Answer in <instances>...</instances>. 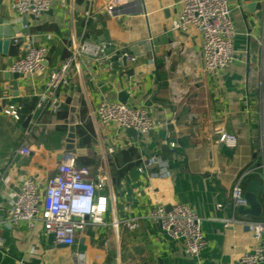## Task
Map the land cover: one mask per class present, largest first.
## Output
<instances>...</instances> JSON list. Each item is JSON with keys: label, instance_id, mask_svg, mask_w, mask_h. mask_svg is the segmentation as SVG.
<instances>
[{"label": "crops", "instance_id": "1", "mask_svg": "<svg viewBox=\"0 0 264 264\" xmlns=\"http://www.w3.org/2000/svg\"><path fill=\"white\" fill-rule=\"evenodd\" d=\"M12 1L0 0L2 22L18 25L34 44L47 45L45 65L49 68L61 64L70 53L72 35L79 36L84 30L86 38L104 42L100 37L107 32L111 53L136 46L133 54L137 60H127L125 65L114 56L112 68L93 65L81 72L74 68L60 89L61 96L79 95L75 144L86 150L77 154V163L90 168L95 180L109 174L98 190L109 203L104 223L89 224L78 233L73 246L50 240L41 222L34 227L2 224L0 264H237L256 240L246 225L224 226L222 218L264 220V178L259 174L249 175L244 182L260 183L261 214L242 213L231 203L232 188L244 168L264 162V8L245 14L243 5L251 1L229 0L237 30L235 61L214 78L204 72L197 29L182 32L171 28L179 11L178 0H140L123 16L101 10L96 19L85 16L87 0H56L40 16L19 21ZM105 1L95 0L96 8ZM18 32H12V40ZM24 47L19 43L11 46L7 70ZM152 53L160 78L154 74ZM44 77L36 72L16 79L17 96L10 90V102L0 112L2 219L21 179L33 176L44 185L57 172L60 154L65 151L71 105L64 100L59 113L42 109L34 116ZM9 82L0 85L9 88ZM122 91L128 94L126 103L146 107L155 122L149 133L138 134L136 140L117 125H101L94 116L103 99L120 101ZM10 105L21 106L19 120L6 114ZM219 130L235 133L238 145L222 146L217 140ZM24 147L30 149L29 154L18 151ZM152 155L158 161L144 166ZM243 185L246 192L248 184ZM179 202L190 204L203 218L207 245L198 261L185 254L182 238H173L144 219L154 204L168 208ZM135 217L139 225L129 229L126 221Z\"/></svg>", "mask_w": 264, "mask_h": 264}, {"label": "built area", "instance_id": "2", "mask_svg": "<svg viewBox=\"0 0 264 264\" xmlns=\"http://www.w3.org/2000/svg\"><path fill=\"white\" fill-rule=\"evenodd\" d=\"M56 0H13L11 7L16 13L15 20H23L28 16H40L49 10ZM140 0H106L100 9L95 0H87L89 7L85 10L87 19H96L101 10L110 16H123L132 5ZM73 4V3H72ZM179 11L171 22V28L185 32L196 28L201 34L204 72L214 78L225 73L235 61L234 39L237 34L232 17L229 0H178ZM28 27L27 24L24 25ZM85 30L81 35H72L70 53L60 65L47 67L45 61L49 48L45 44H34L28 33L19 31L13 38L16 44H24V51L8 66L11 72L23 75L44 73L42 89L37 92L36 106L57 114L63 107L64 99L60 95L61 87L70 78L72 69L81 72L84 67L105 65L112 68L114 56H123L134 62L137 56L123 49L122 53L109 52V45L104 41L86 38ZM21 106L10 105L5 110L19 120ZM94 116L105 127L117 125L123 129L133 128L138 134H147L155 126L149 110L143 106H134L118 100L103 99L94 111ZM218 141L235 147L238 137L225 130L217 131ZM172 146L176 143L172 142ZM113 147L109 148L113 152ZM20 153L29 154V148H20ZM264 156V148H263ZM158 161L155 155L144 162V166ZM251 174H259L264 178V162L253 163L244 168L234 184L231 192V203L234 209L248 207L245 197L244 179ZM109 180V174L98 176L95 180L87 166L77 163V153L71 150L63 152L57 172L41 183L33 176L21 179L17 193L13 195L5 219L0 217V226L12 227L25 223L34 227L41 222L46 234L52 233L55 242L73 246L77 235L89 224L104 223V215L109 208L106 196H99L98 190ZM114 197V192L112 193ZM221 207V204H218ZM144 219L157 224L169 236L182 238L184 252L194 260H200L201 252L207 245L203 232V218L188 203H175L170 209L165 204H154ZM224 226L235 223L246 225L252 232L256 243L239 257L237 264H259L264 261V220H239L235 217L222 218ZM116 228L119 222L115 220ZM139 225V218L126 221L129 229ZM4 246V238L0 235V250ZM76 264H79L78 261Z\"/></svg>", "mask_w": 264, "mask_h": 264}, {"label": "water", "instance_id": "3", "mask_svg": "<svg viewBox=\"0 0 264 264\" xmlns=\"http://www.w3.org/2000/svg\"><path fill=\"white\" fill-rule=\"evenodd\" d=\"M244 1H251V4H245L243 5V9L245 10V14L248 12H254L256 9H263L264 8V0H244ZM1 9H3V5L0 2V13ZM33 16V15H32ZM3 17L0 16V83H3L5 80H10L9 82V88H5L4 86L0 85V112L6 107L9 102V93L10 90L14 91V95L17 96V82L16 79L19 77H22L23 74L18 72H11L7 70V64L10 58V48L12 45L15 44V41L11 39L12 32L16 33L19 31L18 25H9L7 23L2 22ZM100 39H105L107 43L110 42V38L108 36V33H104ZM143 44V43H142ZM137 52V47L134 46L133 49H130L129 53ZM118 53H122L118 52ZM152 59L153 64L155 66L154 74L157 76V78H160L159 76V68L157 64V59L154 53H152ZM122 62L127 65V58L125 56L122 57ZM62 98L66 100L68 104L71 105V114L69 118L67 119V123L69 125V132L66 139V145L65 150H71L76 152L77 154H82L85 152L86 149L84 148H77L75 144V136H76V127L75 124L77 122V116H76V110H77V103L79 100V95L76 94L75 96H69L66 97L65 94L62 95ZM128 98V94L126 91H122L119 94V100L122 102H126ZM25 111V109H24ZM41 112V109H36L35 115L38 116V114ZM30 120V116L27 118V123ZM126 132L131 135L135 140L138 137V133L133 128H127ZM225 145L222 142V146ZM63 156V153L60 154V158ZM114 176H116V173H114ZM115 183V180L113 181ZM244 184H248L247 191L245 192V197L248 200V207H240L239 211L245 214H250L253 216H259L261 214L262 206L257 198V191L261 190V185L257 181L253 180H246ZM171 207H168L170 209ZM50 240L54 241V235L52 233L49 234ZM60 246H66L64 244H59Z\"/></svg>", "mask_w": 264, "mask_h": 264}, {"label": "trees", "instance_id": "4", "mask_svg": "<svg viewBox=\"0 0 264 264\" xmlns=\"http://www.w3.org/2000/svg\"><path fill=\"white\" fill-rule=\"evenodd\" d=\"M78 158H81V156H78ZM78 164L81 165V164L79 163V161H78Z\"/></svg>", "mask_w": 264, "mask_h": 264}]
</instances>
